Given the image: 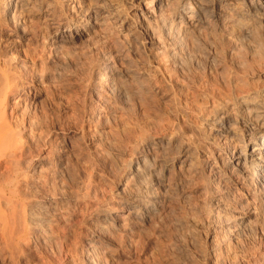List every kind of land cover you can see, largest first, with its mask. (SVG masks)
I'll list each match as a JSON object with an SVG mask.
<instances>
[{
	"label": "bare ground",
	"instance_id": "1",
	"mask_svg": "<svg viewBox=\"0 0 264 264\" xmlns=\"http://www.w3.org/2000/svg\"><path fill=\"white\" fill-rule=\"evenodd\" d=\"M8 1L12 9L23 0ZM51 1L44 12L48 23L31 28L23 50L30 61L18 59L32 75L15 100L6 96L11 68L0 59V97L7 98L0 102V240L19 256L21 245L30 244L48 264H149L141 231L171 223L177 211L187 214L209 203L223 211L198 227L206 228L203 238L216 248L215 264H225L221 241L236 223L234 203H244L248 216L252 203L264 217V192L253 179L264 169V0H178L170 12L175 20L159 4L140 9L145 20L134 26L132 38L139 57L120 44L92 46L97 49L91 48L95 54L85 66L82 52L70 58L73 71L67 74L74 85L64 74L67 62L51 58L43 44L51 37L58 53L73 39L61 28L69 29L76 16L95 22L96 14L85 17L89 9L81 14L63 4L68 0ZM234 18L239 34L229 25ZM9 19L14 24L0 20V27L25 41L29 29L20 34L17 19ZM207 28L211 35L199 33ZM66 82L74 94L90 89L97 109L61 102L58 85ZM153 86L165 90L169 105ZM37 87L47 92L51 113L37 102ZM195 142L213 162L199 158L191 147ZM165 149L168 159L161 160ZM81 155L91 167L84 177L73 162ZM195 194L204 199L195 204ZM157 199L160 211L145 221L144 206Z\"/></svg>",
	"mask_w": 264,
	"mask_h": 264
},
{
	"label": "rangeland",
	"instance_id": "2",
	"mask_svg": "<svg viewBox=\"0 0 264 264\" xmlns=\"http://www.w3.org/2000/svg\"><path fill=\"white\" fill-rule=\"evenodd\" d=\"M23 1H21L19 3V6L17 5V7L11 9L10 4L8 5V2H9L8 0H0V8H1L0 9V11H1L0 12V20L1 21L5 20V22L8 23V25L10 26V24L12 25L14 23H12V20L9 19V18H11L12 16L14 18H16L17 19V23L15 24V26L18 29L19 33H20V30L23 27H26L27 32H28V29H29V33H28L29 35L25 37L26 40L23 41L24 42L23 43L22 41H20L19 38H17V37H19L18 34H14L12 31H9L6 28L4 29L5 26L0 27V38H2L4 40V42L6 44H8L9 48L13 49V51H15V49L19 50V55H18V57H19L18 59L19 60L30 61V60H27L28 57H26L24 52L27 51L26 50L27 47H28L27 43H29L31 41V38H32L31 34H33V32L31 30V28L37 26V24L39 25L38 27H41V29H43L45 27L44 25H46L48 23L46 21V19H45L46 15H47V13H44V12H46V7L45 6H47V3L48 4H52L53 1H51V0H41V1L40 0H35V1L34 0H23ZM152 1H155V3L152 2ZM176 3H178V0H162V1H160V0H74V2L71 5H69L68 1H66L63 4H65V5L67 4L70 7L74 6L75 8L78 9V10L76 9L77 11H80L81 14H83V13L85 14V12L87 13L90 10L87 14H85V17L86 16H91L92 12H94L96 14V18L97 19H96L95 22L92 21L91 23H86V22H84L83 18H81V17L79 18V16L74 17L76 19L71 18L69 20V23H68L70 25L69 29H67L66 26H63L61 28V32L64 33L63 35L70 36L73 39H71V41H69V42L62 43L63 47L61 46V48L57 51L58 53H56V51H54V46L51 45L52 44V40H50L51 37L47 38V40L44 41V44H43L44 47H45L44 49H47V51L45 50V52H47V55L48 54L50 55V53H51L52 57L51 56L50 57L53 58V59L55 58V60L58 59L59 61L57 60V62H59V63L62 62V61L67 62L68 65H67V67H66V69L64 71V74H65V77H67V79H70V80H68L69 83L71 82V80H72V83H73L75 79H74L73 75H71L72 73H70L71 77L69 76V74H67V73H69V71H71V70L73 71L72 67L70 66L71 60L73 59L72 57H76L77 54H80L79 52H82L80 54V56L78 55L79 58H80L79 60L82 63L81 64V67H82V66H85L86 65L85 63H87L88 59H90L89 58L90 54H91V56H94V54H95L93 52V50L91 49V48H93L92 46L96 45V47L101 50L102 48L103 49H105V48L108 49V47H111L112 45L114 46V45H119L120 44V45H123V47L125 46V48H123V50H125V52H128L133 58L137 59L139 57V54L141 53V50H138L137 46L134 45V43L132 41V38H133L134 34L136 33V29H135L134 26H136V24L139 23V22L143 23L144 20H145L144 19V14L140 11V9L144 10L145 8H148V7L150 8L152 6V4H155V5L159 4V5H161L162 12L166 15V17L168 19L171 17L170 20L171 19L175 20L176 16L172 15L170 12L172 10L171 7L177 5ZM169 4H172V6L169 5ZM94 5H95V7H94ZM132 6L137 8L135 10L136 12L135 11L134 12L130 11ZM22 7H23V9H22ZM156 12L157 11H154L153 13H156ZM2 13L4 15H2ZM1 16H3V18ZM221 16L227 17L226 15H221ZM246 18L248 20H251V19H249V18H251V16H249V17L246 16ZM33 21L35 23H33ZM79 21L82 22V23H80ZM248 22H251V21H248ZM31 23H33V24H31ZM94 23L96 25H94ZM100 24H101V26H100ZM229 25L232 26V29L234 28V31H236V32H233V33H238L239 34V32L236 30L237 27H236V24H235V18L231 19V22H230ZM210 29L211 28L203 29L199 33L201 35H203V36L204 35L209 36V35L212 34L211 33L212 29L211 30ZM205 31H206V33H205ZM238 34L237 35L234 34V36H238ZM9 41H12V43L9 44L8 43ZM114 43H116V44H114ZM100 45L101 46L103 45V46L101 47ZM86 46H88L89 48L88 47L86 48ZM113 46L111 47V49H114ZM67 47H68V49H66ZM96 47H94V48H96ZM72 48H74V49H72ZM89 49L93 53H91V51H89ZM23 50H25V51L23 52ZM86 50H87L88 53L85 52ZM53 51H54V53H53ZM63 52H65V53H63ZM83 57L86 60L85 62L83 61L84 60ZM86 57H88V58L86 59ZM70 58H71V60H70ZM67 59L70 60V62ZM68 66H70V67H68ZM66 74H67V76H66ZM145 77H147L148 80L151 79L150 75L146 74V73H145ZM102 81L103 82H99V83L100 84H103V83L105 84L106 81L104 79H102ZM69 83L68 84H67V82L64 83V84L63 83H59L60 86L58 85V93L56 95H58V97L61 100H63L61 102H64V104L67 105V104H69L68 101L70 99L69 102L71 103V105L73 107H74V105L76 103L78 104V102H80L78 106L75 105V108L79 107V106L83 107V105H82V103H83L84 107H86V109H89V107L90 108L93 107L94 109H97V103L94 101L95 100L94 99L95 97L93 96L94 94L91 93V96L89 95V93L91 91L90 89L84 88V87H82L83 86L82 85L81 86L82 87V91L84 90L85 92L83 91L84 92L83 93L81 90H76V93H78L79 91H80V93H78V94L75 93L74 94L72 91H70L71 87H72V85H74V83L71 86L69 85ZM46 84H48V83H46ZM63 85H65V86H63ZM94 85H95V87H97L98 83L95 82ZM64 87H66V89ZM42 88L43 87H41V88L37 87V102L38 103H43V104L45 103L44 105H45L46 109L48 110L49 113H51L50 112V105H49V102H48L47 92H44L45 90L42 89ZM67 89H69V90H67ZM153 91L155 92V94H157L161 98V102H162L163 105H169L168 96H167L168 94H166V92H164L165 90L160 92V90H158V89H156L154 87ZM73 94L75 95V97L77 96L79 98H77V97L75 98ZM80 94L82 96H80ZM62 95L63 96L65 95V96L62 98L61 97ZM65 98H67V99H65ZM76 99H77V101H76ZM81 99H84V100L81 101ZM64 100H66V101H64ZM71 100L73 101V103H72ZM71 105H68V112L70 111L69 115H72V113H73V107H71ZM95 105H96V107H94ZM101 120H102V118H100V121ZM186 130L185 131H186L187 135L189 137H191V135H192L191 132L188 130V128H186ZM86 131L88 133L89 130L86 129ZM61 140H62V135H60V140L59 141H61ZM198 144H199L198 142H195V144L192 145L191 147L193 148V150L197 151V153L199 155V158L201 160H206L207 159L208 162H213V160H214V159H212L213 157L211 158L210 157L211 155H209V153H207L205 151V149H203ZM62 145H64V143H62ZM195 146H197V147H195ZM70 153H71V151H69V155L70 156L73 155L72 153L71 154ZM73 162L75 163V166L77 167V170H78L79 175L81 177H84L86 171H91V169H90L91 167L89 166V164H87L88 160L85 159V157L83 155H81V157H79L77 159L75 157H73ZM106 189L108 190L107 187H106ZM194 199H195L194 203L196 204V203H199L204 198L200 194L199 195L195 194L194 195ZM250 203L251 202L249 201L248 204H250ZM111 204L116 206L114 201H111ZM184 206H186V204H184ZM249 210H250L249 218L253 222L254 226L259 227V223H264V217H261V215L258 214V211L256 210V207L252 203L249 205ZM182 215L183 216L185 215V213L182 210L177 211L174 214V218L172 219L171 223H167L166 222L164 225H162V227L158 225V226H154L151 230H148V231L146 230V232L145 231H141V236L148 243V251H146V253L144 255L145 260H147V262L151 260V262H150L151 264H173V263L174 264H178L179 262L181 263L184 260L185 261L186 260L187 261H189V260L191 261L192 260L193 263L197 264V261L201 257L198 255V253L196 251V247H197L196 244L191 242L192 241V237L191 236H187L186 237V240L188 241L187 249H188V252L191 253V255H188L186 253H181V252H179L178 250L175 249V232H176V229L181 227V225H184V223H187V224L190 223L191 224V220H186V221L181 220ZM173 222H174V224H173ZM175 223L177 225H175ZM187 224H185V225L187 226ZM185 225H184V229H185V231H187V227ZM197 229H199L197 231L200 232V228L197 227ZM205 234H206V232H203V233L200 232V235H201L202 238L204 237ZM154 235L155 236L157 235L156 238L158 240H156V238H154L155 237ZM169 235H172V236L170 237ZM0 242H1L0 243L1 244L0 245V264H43V263L44 264H48L47 260H45V259L42 260L41 257L37 256L36 253L33 252V250L30 247V244L26 245V247L23 244L21 245V247H22V249L24 251V254L23 255L20 254V256H19L18 255L19 253H17V251L15 249H13V248H12V250L9 249V246H7L2 240H0ZM70 242H71V240L68 241L67 244H69ZM166 243L168 245L170 244L171 246L170 245L168 246ZM165 244H166V246H165ZM69 246L71 247L70 244H69ZM13 256H14V258H13ZM152 257L154 258V260H153ZM190 258H192V259H190ZM178 260H179V262H178Z\"/></svg>",
	"mask_w": 264,
	"mask_h": 264
},
{
	"label": "clouds",
	"instance_id": "3",
	"mask_svg": "<svg viewBox=\"0 0 264 264\" xmlns=\"http://www.w3.org/2000/svg\"><path fill=\"white\" fill-rule=\"evenodd\" d=\"M73 2L74 0H68L69 5ZM8 43L10 44L12 41ZM18 55V49L13 51L0 38V59H3L11 68V72L9 73L11 86L6 89V96H10L12 100H15L23 89L27 87L32 75L28 71L26 63L18 62ZM0 102L7 103V98L0 97ZM167 152L168 149H165L158 158L167 160ZM253 179L257 189L264 192V169H257ZM160 207L161 201L159 199L148 202L143 208L145 221L158 213ZM215 211L222 212L223 209H214L209 203H205L196 208L195 211L181 217V220H191L193 222L187 224V231L184 230V225L176 229L175 249L181 253L191 255L188 252V241L186 240L187 236H191V242L196 244V251L201 257L197 261V264H215L214 256L216 248L214 244H209L200 235V232H206V228L200 229V232L197 231V227L201 224H206L208 218ZM232 215L236 217V223L231 226V231L226 233L221 241L227 251V256L223 257L225 264H264V223H261L259 227L254 226L248 216V209L239 200L234 203ZM217 223H222V221H217ZM185 264H188V262L186 261Z\"/></svg>",
	"mask_w": 264,
	"mask_h": 264
}]
</instances>
